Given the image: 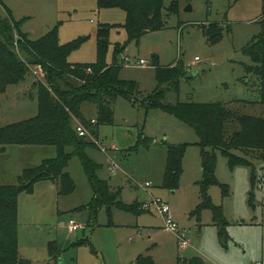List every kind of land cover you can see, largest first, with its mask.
<instances>
[{"label": "rangeland", "instance_id": "374dc122", "mask_svg": "<svg viewBox=\"0 0 264 264\" xmlns=\"http://www.w3.org/2000/svg\"><path fill=\"white\" fill-rule=\"evenodd\" d=\"M172 1L177 12L165 17L163 29L128 41L122 27L125 12L98 8L96 0H0V18L10 16L31 40L55 27L60 44L83 38L68 56L71 63L96 61V30L108 26L105 61L110 65L115 59L119 78L136 84L130 99L118 96L113 102L112 124H97L91 103L82 106L86 122L74 119V124L86 130L85 154L99 165L97 176L118 192V200L125 205L137 201L142 212L114 205L108 211L102 205L94 221L92 211L84 207L93 192L79 157L72 155L65 168L75 185L70 194H58L56 184L44 179L35 182L31 192L18 195V252L26 264H139V256L149 257L152 264H189L191 258L204 264H264V162L251 159V164L231 168L228 158L215 150L218 184L204 185L193 127L160 108H145L156 87V68L179 63L185 74L177 90L165 89L163 102H220L236 114L264 117V105L254 102L258 79L248 70L253 63L244 53L247 44L264 32V0H163L164 13ZM214 22V33L222 34L216 42L203 28ZM117 44L125 48L115 56ZM125 54L129 64L122 59ZM139 59L146 64L137 65ZM37 82L42 83L28 73L0 93V127L37 114ZM237 129L236 122L227 123L225 136ZM184 143L177 186H164L167 145ZM72 150L66 148L68 153ZM55 153L52 145H6L0 155V185L17 184L23 169ZM232 153L242 156L239 150ZM204 196L220 209L222 219L202 206ZM152 199L169 205V216L187 246H179ZM145 203H150L147 208ZM70 219L82 228L70 232Z\"/></svg>", "mask_w": 264, "mask_h": 264}, {"label": "trees", "instance_id": "16d2710c", "mask_svg": "<svg viewBox=\"0 0 264 264\" xmlns=\"http://www.w3.org/2000/svg\"><path fill=\"white\" fill-rule=\"evenodd\" d=\"M98 8H119L125 14L122 27L126 30L129 40L138 38L149 31L161 30L166 26V18L170 13H176V2L172 1L165 8L163 0H96ZM205 28V36L212 42L221 38L214 33L215 22ZM99 42L97 58L91 63H71L68 56L84 40L77 38L60 44L57 38V28L46 32L38 39L31 40L20 31L19 26L9 17L0 18V93L8 86L20 82L29 72L28 65L41 64L45 72L44 82L35 83L37 89V114L6 126L0 127V153L9 144H35L55 146V156L46 158L36 166L23 169L15 185H0V264H26L27 260L20 257L17 241V198L22 192H31L35 182L48 179L54 182L58 194L67 195L74 189V181L65 168L72 155L79 157L82 168L91 186L93 197L84 206L92 211L95 221L96 212L105 205H114L133 213L142 212L137 209L138 202L125 205L118 200V192H114L107 180L97 176L99 165L89 159L85 148L89 144L84 136L76 131L74 119L85 121L82 106L85 103L95 105L97 124L113 123V102L118 96L130 99L136 84L119 78V68L116 60L107 64L108 26L96 30ZM17 35V47L14 35ZM125 45H115L114 54L120 55ZM18 50V51H17ZM244 53L250 57L253 65L248 70L255 73L258 79V99L254 102L264 105V32L254 37L244 48ZM185 69L179 63L156 68V87L146 98L145 108H160L177 119L188 123L197 134L202 159L203 184H218L214 176L215 150L228 158L231 168L236 165L251 164V159L264 162V117L248 114H236L225 104L181 102L166 103L162 100L165 89L177 90ZM167 86V87H166ZM95 122V121H94ZM236 122L238 129L229 137L225 136V125ZM186 143L167 145V158L164 170L163 184L170 188L177 186L181 175V161ZM67 147L73 150L66 151ZM239 150L242 156L232 153ZM252 182L255 173L251 175ZM223 193H227L224 189ZM203 207L213 210L214 216L222 217L219 208L211 205L204 196ZM139 264H152L149 257H138ZM26 261V262H25ZM186 261H183V264ZM204 264L198 258H191L189 264Z\"/></svg>", "mask_w": 264, "mask_h": 264}, {"label": "built area", "instance_id": "2783aa9c", "mask_svg": "<svg viewBox=\"0 0 264 264\" xmlns=\"http://www.w3.org/2000/svg\"><path fill=\"white\" fill-rule=\"evenodd\" d=\"M17 38L18 37L16 35L15 36V44L17 43ZM16 47H17V44H16ZM122 59L126 62V64H129L130 59L126 54L122 56ZM144 64H146V62L143 59H139L137 61V65H144ZM28 67H29V72L32 73L34 77H36V78H38V80L44 82L45 72L43 71V67L41 66V64L28 65ZM93 121L94 120H92V122ZM76 131L79 133V135H82V136H84L86 134V130L82 127L81 124L76 125ZM109 169L111 170V172H113L114 166L110 165ZM148 185H149V183L146 182L145 186L147 187ZM150 202H152L153 206H155L156 209L158 210V212L164 217L165 227L167 229L175 232L176 237L178 239L179 246H181V247L187 246L188 245L187 240H185L183 234H179V232L176 228V224L173 222V220L169 216V211H170L169 205L165 202H161L159 199H152ZM149 204L145 203L144 207L147 208L149 206ZM68 228H69L70 232H74V231L82 228V225L80 222H77L73 219H70L68 222Z\"/></svg>", "mask_w": 264, "mask_h": 264}, {"label": "crops", "instance_id": "0c3cea01", "mask_svg": "<svg viewBox=\"0 0 264 264\" xmlns=\"http://www.w3.org/2000/svg\"><path fill=\"white\" fill-rule=\"evenodd\" d=\"M4 151H5V149H4V150H3V151L0 153V155H1V156H3V155H4Z\"/></svg>", "mask_w": 264, "mask_h": 264}, {"label": "water", "instance_id": "95a60500", "mask_svg": "<svg viewBox=\"0 0 264 264\" xmlns=\"http://www.w3.org/2000/svg\"><path fill=\"white\" fill-rule=\"evenodd\" d=\"M190 8V7H189Z\"/></svg>", "mask_w": 264, "mask_h": 264}]
</instances>
